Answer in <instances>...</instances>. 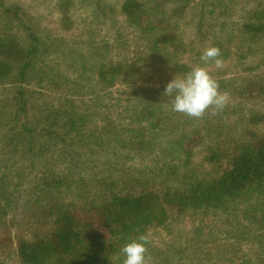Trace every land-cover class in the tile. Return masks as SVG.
Instances as JSON below:
<instances>
[{
	"label": "trees",
	"instance_id": "16d2710c",
	"mask_svg": "<svg viewBox=\"0 0 264 264\" xmlns=\"http://www.w3.org/2000/svg\"><path fill=\"white\" fill-rule=\"evenodd\" d=\"M32 1L55 32L0 0V264H123L141 234L152 264H264V0ZM209 46L228 106L173 112Z\"/></svg>",
	"mask_w": 264,
	"mask_h": 264
},
{
	"label": "clouds",
	"instance_id": "9594fccd",
	"mask_svg": "<svg viewBox=\"0 0 264 264\" xmlns=\"http://www.w3.org/2000/svg\"><path fill=\"white\" fill-rule=\"evenodd\" d=\"M198 64L183 75H175L166 85L164 96L169 97L173 112L184 114L190 118L202 119L206 113L220 115L229 104V94L220 91L219 83L210 71L214 66H224L221 50L216 46L206 47ZM149 235L141 234L130 240L120 249L123 264H152L148 246Z\"/></svg>",
	"mask_w": 264,
	"mask_h": 264
},
{
	"label": "rangeland",
	"instance_id": "374dc122",
	"mask_svg": "<svg viewBox=\"0 0 264 264\" xmlns=\"http://www.w3.org/2000/svg\"><path fill=\"white\" fill-rule=\"evenodd\" d=\"M20 1L25 3L26 8L30 9V13L32 17L35 20H37L36 22H38L44 29L54 31L57 28L58 15L49 10L48 8L49 6L47 5L46 2L44 3L42 1H39L35 3L32 0H28L27 2L26 0H20ZM110 1H113V0H110ZM77 14L87 15L83 10L80 9V7H78ZM188 30H189L188 26L182 28V31L185 33V38L188 37ZM103 36H106V34L103 33ZM226 66H228V64ZM210 71L215 72L216 70L215 68L210 67ZM150 79L151 78H146L148 82H153L154 78L153 80H150ZM199 159H200V156H197L196 163H198ZM191 220H193V218L191 217L188 219H185L182 223V228H185V230L190 229L193 224V221Z\"/></svg>",
	"mask_w": 264,
	"mask_h": 264
}]
</instances>
